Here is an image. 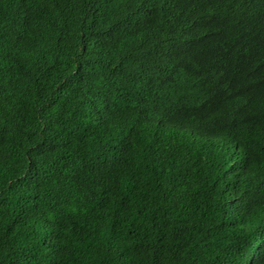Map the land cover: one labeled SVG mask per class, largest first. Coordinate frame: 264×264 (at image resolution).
I'll list each match as a JSON object with an SVG mask.
<instances>
[{
  "label": "trees",
  "instance_id": "trees-1",
  "mask_svg": "<svg viewBox=\"0 0 264 264\" xmlns=\"http://www.w3.org/2000/svg\"><path fill=\"white\" fill-rule=\"evenodd\" d=\"M163 3L0 0V264H264V103Z\"/></svg>",
  "mask_w": 264,
  "mask_h": 264
},
{
  "label": "clouds",
  "instance_id": "clouds-1",
  "mask_svg": "<svg viewBox=\"0 0 264 264\" xmlns=\"http://www.w3.org/2000/svg\"><path fill=\"white\" fill-rule=\"evenodd\" d=\"M232 1L235 0H164L166 11L183 20L181 38L176 31L160 36L146 30L135 32L133 27H128L129 32L122 34L124 42L142 53H147L142 47L156 45L164 52L166 60L171 59L172 46L180 44L182 63L191 66L207 60L211 67L215 64L242 73L247 78L246 88L251 92L248 102L257 99L264 103V0H238L237 4ZM104 18H108V13ZM111 21L120 20L114 15ZM220 51L227 59L218 57ZM202 71L200 68L195 74Z\"/></svg>",
  "mask_w": 264,
  "mask_h": 264
},
{
  "label": "water",
  "instance_id": "water-1",
  "mask_svg": "<svg viewBox=\"0 0 264 264\" xmlns=\"http://www.w3.org/2000/svg\"><path fill=\"white\" fill-rule=\"evenodd\" d=\"M232 3L237 4L238 3V0L232 1Z\"/></svg>",
  "mask_w": 264,
  "mask_h": 264
}]
</instances>
